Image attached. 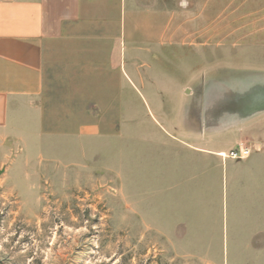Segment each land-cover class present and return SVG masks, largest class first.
Listing matches in <instances>:
<instances>
[{"label": "rangeland", "instance_id": "1", "mask_svg": "<svg viewBox=\"0 0 264 264\" xmlns=\"http://www.w3.org/2000/svg\"><path fill=\"white\" fill-rule=\"evenodd\" d=\"M263 24L155 48L121 95L53 73L38 125L0 137V264H264Z\"/></svg>", "mask_w": 264, "mask_h": 264}, {"label": "crops", "instance_id": "2", "mask_svg": "<svg viewBox=\"0 0 264 264\" xmlns=\"http://www.w3.org/2000/svg\"><path fill=\"white\" fill-rule=\"evenodd\" d=\"M211 1L0 0V137L38 125L53 73L82 80L89 94L103 86L121 95L120 80L130 79V66L138 72L148 64L145 53L154 58L155 48L180 46L202 54L210 32L237 35L264 23V9L249 12L263 18L245 25L240 0Z\"/></svg>", "mask_w": 264, "mask_h": 264}, {"label": "built area", "instance_id": "3", "mask_svg": "<svg viewBox=\"0 0 264 264\" xmlns=\"http://www.w3.org/2000/svg\"><path fill=\"white\" fill-rule=\"evenodd\" d=\"M251 154H252L251 148H249L245 144H241L237 148L230 150L229 153H224V152L220 153L219 157L223 159L241 160L250 157Z\"/></svg>", "mask_w": 264, "mask_h": 264}, {"label": "bare ground", "instance_id": "4", "mask_svg": "<svg viewBox=\"0 0 264 264\" xmlns=\"http://www.w3.org/2000/svg\"><path fill=\"white\" fill-rule=\"evenodd\" d=\"M220 156V155H219Z\"/></svg>", "mask_w": 264, "mask_h": 264}]
</instances>
